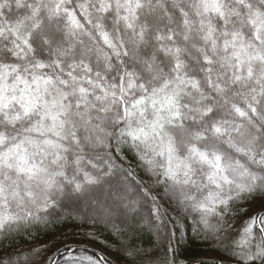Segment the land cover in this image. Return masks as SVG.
I'll list each match as a JSON object with an SVG mask.
<instances>
[{
	"label": "snow or ice",
	"instance_id": "1",
	"mask_svg": "<svg viewBox=\"0 0 264 264\" xmlns=\"http://www.w3.org/2000/svg\"><path fill=\"white\" fill-rule=\"evenodd\" d=\"M0 237V264H264V0H0Z\"/></svg>",
	"mask_w": 264,
	"mask_h": 264
},
{
	"label": "trees",
	"instance_id": "2",
	"mask_svg": "<svg viewBox=\"0 0 264 264\" xmlns=\"http://www.w3.org/2000/svg\"><path fill=\"white\" fill-rule=\"evenodd\" d=\"M126 163H131V161H127ZM104 237H108L111 239L108 231H102L101 233V239ZM191 238H186L184 241V246L186 249V255L189 257H199L202 259H209L207 255L210 253L207 250V245H205L199 237L196 236L194 232L190 233ZM2 239V237H0ZM143 241L145 244L148 241V233L143 232L139 234L138 242ZM15 243L19 248L25 249L27 248V237L21 236V235H14L10 241H8V244Z\"/></svg>",
	"mask_w": 264,
	"mask_h": 264
},
{
	"label": "rangeland",
	"instance_id": "3",
	"mask_svg": "<svg viewBox=\"0 0 264 264\" xmlns=\"http://www.w3.org/2000/svg\"><path fill=\"white\" fill-rule=\"evenodd\" d=\"M92 247H95V246H92ZM207 257H208L209 259H211V253H209V254L207 255Z\"/></svg>",
	"mask_w": 264,
	"mask_h": 264
}]
</instances>
